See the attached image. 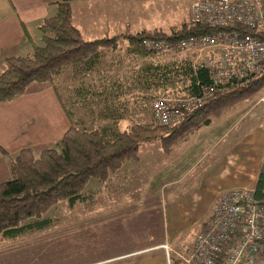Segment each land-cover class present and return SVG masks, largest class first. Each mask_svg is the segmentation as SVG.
Wrapping results in <instances>:
<instances>
[{
  "label": "crops",
  "instance_id": "0c3cea01",
  "mask_svg": "<svg viewBox=\"0 0 264 264\" xmlns=\"http://www.w3.org/2000/svg\"><path fill=\"white\" fill-rule=\"evenodd\" d=\"M56 1L0 0V70L4 57L27 52L25 31L39 38L38 26L54 13ZM194 1L69 0V5L73 24L92 40L168 31L188 22ZM85 78L92 88L98 82L93 72ZM57 86L33 82L25 93L0 102V147L8 154L30 148L38 155L67 130L70 119ZM245 115L213 117L168 152L158 142L142 143L138 158L125 162L126 171L116 176L123 189L98 188L95 193L107 199L102 204L58 206L45 228L2 239L0 264H168L164 244L173 249L170 264H182L179 255L191 247L177 248L187 245L189 225L201 226L224 190L252 188L264 164V124L245 122ZM8 178L7 158L0 152V182ZM142 180L147 190L135 188L133 182ZM88 195L81 203L93 201V193Z\"/></svg>",
  "mask_w": 264,
  "mask_h": 264
},
{
  "label": "trees",
  "instance_id": "16d2710c",
  "mask_svg": "<svg viewBox=\"0 0 264 264\" xmlns=\"http://www.w3.org/2000/svg\"><path fill=\"white\" fill-rule=\"evenodd\" d=\"M53 5L54 13L38 26L37 40L24 32L27 52L4 57L0 70V102L25 93L33 82L53 84L68 67H71V78L79 80L78 99L65 106L70 125L54 147L44 148L38 155L30 148L10 155L0 147L9 168V178L0 182V241L45 228L53 221L48 212L63 200L70 206L83 202L88 182L107 181L126 161L137 158L141 143L156 140L164 152H168L180 138L208 125L225 108L264 87V69L259 75L214 86L207 67L194 64L190 58L167 62L153 60L160 53L142 44L144 39L174 42L192 35L214 34L222 29L254 35L243 26L214 28L187 22L168 31H142L86 40L72 22L69 0L56 1ZM120 40L126 42L127 55L150 58L140 66L136 80V86L145 91L142 98L146 104L152 98L146 93L149 90L161 91L169 97L201 98L200 102L185 110L173 124L162 125L150 120L119 130L118 122L124 118V110L118 111L117 106L105 102L98 124L79 126L73 122L72 108L79 102L96 94L107 100L104 90L92 92L91 85L81 80L96 70L103 50L115 52L119 49ZM115 90V94L128 93L134 87ZM252 190L254 199L264 206V170L258 172Z\"/></svg>",
  "mask_w": 264,
  "mask_h": 264
},
{
  "label": "built area",
  "instance_id": "2783aa9c",
  "mask_svg": "<svg viewBox=\"0 0 264 264\" xmlns=\"http://www.w3.org/2000/svg\"><path fill=\"white\" fill-rule=\"evenodd\" d=\"M191 24L238 30L192 35L174 42L144 39L146 49L158 53L192 52L209 69L212 85H223L259 75L264 69V0H196L189 7ZM201 98L156 97L151 102L158 124L177 122ZM168 264L171 247L162 245ZM182 264H264V206L252 188L220 193L211 215L198 231L191 249L179 255Z\"/></svg>",
  "mask_w": 264,
  "mask_h": 264
},
{
  "label": "rangeland",
  "instance_id": "374dc122",
  "mask_svg": "<svg viewBox=\"0 0 264 264\" xmlns=\"http://www.w3.org/2000/svg\"><path fill=\"white\" fill-rule=\"evenodd\" d=\"M125 47H126V42L124 40H120L119 49L116 50L115 52L107 50L108 52H112V53L106 54L105 50H103V54L101 59L99 60V64L96 67L95 72L93 71L94 76H96L97 78L99 76L102 77L98 78L97 80L98 82L94 81V83L92 84L94 86L92 92L99 93L101 90L102 91L104 90V95L107 96L106 98L107 100H104L103 98H101V96H98L96 94V96L91 95L85 102H79L78 104H76L72 108V110L74 111L73 122H76L77 125L90 126V125L98 124L99 120L97 119L100 118V111L102 110V105L104 104V102L117 106L118 111L124 110L125 113L124 118L120 119L118 122L119 130L128 128L131 124L136 122H148L150 120L156 122V120L153 117L151 102L156 97L169 98V95L162 94L161 91L159 92L157 90H149L146 93L152 95L150 102L146 104V102L143 101L142 94L145 93V91L140 89L138 86H136L137 84L136 80L140 66L146 61H148L150 58H139V57L127 55L125 53ZM185 58H190L192 62L196 64L198 60V54L192 52L160 53V54H156L152 59L160 62H167L171 60H181ZM70 68L71 67L65 68L61 73V75L58 78L56 77L57 79L56 78L54 79L55 80L54 82H56L58 85L57 87H58V93L60 99L62 100L65 106H69V102L78 99L76 87L79 80H77V78L76 79L71 78L72 72ZM86 78L89 79L88 77ZM86 78L82 79L81 81H85V82L88 81L87 83H89L90 85L89 80H87ZM132 86L134 87V90H130V92L128 93L115 94L116 88L119 89L121 88L123 91H125L126 87H132ZM104 95L102 96L104 97ZM257 97H261L262 101L257 102L256 106H254L255 105L254 101L257 99ZM226 112H232L233 115L237 116V118L240 117L239 115H242L245 112L246 115L243 118L245 122H249L250 124L252 122L254 125L264 124V87L261 88L256 93H253L250 96L241 99L240 101H237L234 104L228 106L220 113V116ZM151 141L158 142L156 140H151ZM146 145L147 144L141 147L140 154L147 147ZM137 158H138V153H137ZM127 165L128 164L124 163L120 167V169L117 170L118 172L117 171L114 172L115 176L111 175L110 176L111 179L102 182L101 186L97 184L98 183L97 181L90 180L85 187L87 191L85 192V194L91 195V193H93V195L91 196L93 201L89 203H77L75 205L102 204L101 202L102 201L104 202V200L107 199L101 198L98 193H95V190L98 188L99 190L123 189L122 188L124 185L123 182L120 181L119 178L117 179L116 176L122 175L123 174L122 172L126 171ZM261 169L264 170V164L262 165ZM146 175L147 174H144L143 179ZM135 182H133L135 184L134 185L135 188H139L140 190L142 189L147 190L148 185L144 180H142V182L139 184L138 182L137 183ZM91 190H93L94 192ZM66 205H68L67 201L63 200L60 203H58L56 207L66 206ZM50 213L51 211L48 212V214ZM200 224L201 223L189 225V228L184 232L185 242L187 245L178 247L177 251H182L186 248L192 247L191 245L194 240V237L196 236V234L203 225L202 224L200 226ZM171 253L173 254V252H170V255ZM175 254L177 256V253ZM170 257L171 260H173V256ZM9 262L12 263V260H9Z\"/></svg>",
  "mask_w": 264,
  "mask_h": 264
}]
</instances>
